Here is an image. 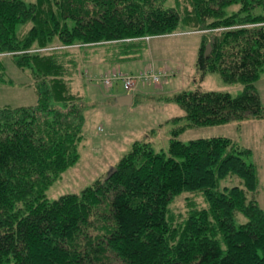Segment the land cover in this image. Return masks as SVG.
Segmentation results:
<instances>
[{"label": "trees", "instance_id": "1", "mask_svg": "<svg viewBox=\"0 0 264 264\" xmlns=\"http://www.w3.org/2000/svg\"><path fill=\"white\" fill-rule=\"evenodd\" d=\"M172 1L0 0V81L9 55L30 71L38 95L36 106L0 107V264H264L251 149L225 136L177 138L187 127L264 118L255 85L264 74V0ZM186 31L203 34L202 74L219 72L244 91L177 94L188 122L174 129L170 156L136 141L109 178L49 200L84 139L85 104L69 70L75 52L100 53L117 70L150 38ZM228 175L242 185L219 191ZM184 192L201 193L208 208L190 200L186 214L174 213ZM239 212L247 223L236 225Z\"/></svg>", "mask_w": 264, "mask_h": 264}, {"label": "rangeland", "instance_id": "2", "mask_svg": "<svg viewBox=\"0 0 264 264\" xmlns=\"http://www.w3.org/2000/svg\"><path fill=\"white\" fill-rule=\"evenodd\" d=\"M25 1L30 3L34 0ZM166 6L176 7L172 0H168ZM228 9L230 13L238 10L239 5L234 4ZM261 12L259 8L256 10V13ZM30 27L31 24L27 23L18 29L28 31ZM202 41V33L188 31L150 38L139 56L120 62L116 69L123 74L137 75L152 67L157 72L166 73L158 83L139 81L131 90L122 80L114 81L110 86L103 83L102 75L110 67L102 61V54L91 52L86 59L87 52H75L72 59L76 66L70 64L69 70L74 76V89L85 104L84 139L79 145L78 161L47 189L49 200L54 201L67 194H80L97 181L104 180L136 141L150 142L156 152H165L170 156L174 129L188 122L185 110L175 100L177 94L201 89L237 96L244 91L242 83L229 82L219 72L202 74L198 66ZM2 64L5 81H0V107L36 106L38 95L30 71L20 68L9 55L2 57ZM255 85L264 105V74ZM120 93L134 95L131 106L113 105L114 97ZM176 118L180 120L174 121ZM218 136L229 137L240 147L251 149L246 160L256 167L258 187L255 198L264 210V118L248 117L219 125L187 127L177 138L189 143ZM241 185L239 176L228 175L219 180L217 189L227 191ZM190 200L199 207L208 208L201 193L184 192L174 200L173 212L186 214ZM235 222L236 225L245 224L248 218L239 212Z\"/></svg>", "mask_w": 264, "mask_h": 264}, {"label": "built area", "instance_id": "3", "mask_svg": "<svg viewBox=\"0 0 264 264\" xmlns=\"http://www.w3.org/2000/svg\"><path fill=\"white\" fill-rule=\"evenodd\" d=\"M163 74H165V71L157 72L153 68L145 70V72L137 75L123 74L117 70H109L102 75V81L106 86H110L114 81L122 80L124 81L126 88L131 90L135 88L139 81H152L158 83Z\"/></svg>", "mask_w": 264, "mask_h": 264}, {"label": "water", "instance_id": "4", "mask_svg": "<svg viewBox=\"0 0 264 264\" xmlns=\"http://www.w3.org/2000/svg\"><path fill=\"white\" fill-rule=\"evenodd\" d=\"M212 49H213V46H212V41H211L206 45L205 55L206 56L209 55ZM133 98H134V95L132 93H128L125 95H121L119 97H115L113 99V105L114 106H123V105L131 106L133 103ZM116 170H117V167L113 168L106 178H109L114 172H116Z\"/></svg>", "mask_w": 264, "mask_h": 264}, {"label": "crops", "instance_id": "5", "mask_svg": "<svg viewBox=\"0 0 264 264\" xmlns=\"http://www.w3.org/2000/svg\"><path fill=\"white\" fill-rule=\"evenodd\" d=\"M150 68H152V67H150ZM125 94H128V93H120V94H118L117 96H115V97H119V96H121V95H125ZM114 97V98H115ZM133 100H134V98H133Z\"/></svg>", "mask_w": 264, "mask_h": 264}, {"label": "bare ground", "instance_id": "6", "mask_svg": "<svg viewBox=\"0 0 264 264\" xmlns=\"http://www.w3.org/2000/svg\"><path fill=\"white\" fill-rule=\"evenodd\" d=\"M121 81V80H120Z\"/></svg>", "mask_w": 264, "mask_h": 264}]
</instances>
